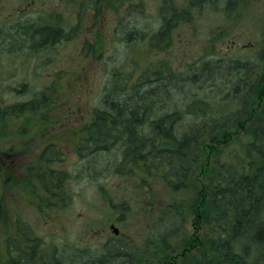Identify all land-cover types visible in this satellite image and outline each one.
<instances>
[{
    "label": "trees",
    "instance_id": "1",
    "mask_svg": "<svg viewBox=\"0 0 264 264\" xmlns=\"http://www.w3.org/2000/svg\"><path fill=\"white\" fill-rule=\"evenodd\" d=\"M78 1V5L72 3L69 8L71 19L81 18L75 29L73 26L67 29L63 15L55 21L56 25L44 18L41 23V19L36 18L30 24L19 25L20 37H16V31L11 33L12 40L25 38L22 29L30 27L31 37H37L38 46L42 43L48 47L83 29L87 14L96 15L93 24L102 22L101 10L107 4L115 10L129 11L125 0ZM255 3L259 0H187V4L180 7L174 0H163L159 8L161 25L155 31H146L142 37L158 47L178 24L198 29L200 25L196 22L203 19L208 22L205 50L210 45L212 53L220 57H191L178 68L167 61L163 65L151 61L153 69L143 66L140 76L135 78L137 57L131 53L124 61V66L131 70L120 75L122 71L117 70L123 66L120 63L113 71L110 85H105L107 89L101 96L102 106L90 118L95 123L86 125L91 129L89 137L94 151L109 148L120 151L124 164L117 167L118 172L131 173L138 167L142 186L151 191L148 195L153 191L152 170L159 182L174 189L193 186L196 192L192 208H200L197 219H201L202 230L199 223L194 222V233L181 240L183 226L179 216H183L182 211L186 209L183 203L175 202L158 216V219L172 221L170 225L166 220L159 223L158 239L142 247L132 239L113 236L112 231L102 246L101 256L91 257L93 263L152 264L156 261L163 264L174 259L173 264H178L177 259L181 258V264H264V11L252 14L250 8ZM196 10L200 11L199 19ZM54 14L51 19H57ZM121 19L116 18V30L121 28ZM106 27V32L113 31L112 25ZM1 32L2 27L0 35ZM129 34L126 43L132 47L136 32ZM234 37L245 38L260 47L256 57H226V52L220 51L215 42L223 43ZM100 39L101 47L106 42L100 36L96 40ZM149 73L155 78H149ZM50 91L54 93L52 87H45L32 99L20 103L17 109L44 112L54 108L57 103L48 101ZM177 96L185 100L183 108L164 109L169 105L168 100L179 105ZM226 103H231L233 108H227ZM2 127L1 124L0 129ZM234 131L245 132L248 140L242 151L223 160L219 144H227L226 141L234 137ZM209 155L214 156L213 163ZM26 166L27 177L18 184H33L36 180L39 183L34 187H37L41 183V163ZM3 173L6 169L0 162V179ZM153 223L154 220L151 229ZM18 230L25 235L19 237L17 233L7 239L8 260L6 257L3 264H71L75 261L66 250L61 256H57V248L47 251L42 247L45 250L42 252L32 243L38 237L30 225L21 223ZM179 243L183 248L179 253L173 252L171 248ZM153 248L158 255L153 254ZM87 250L88 247H76L73 254L87 256L88 253H82ZM90 260L80 261V264H91Z\"/></svg>",
    "mask_w": 264,
    "mask_h": 264
},
{
    "label": "rangeland",
    "instance_id": "2",
    "mask_svg": "<svg viewBox=\"0 0 264 264\" xmlns=\"http://www.w3.org/2000/svg\"><path fill=\"white\" fill-rule=\"evenodd\" d=\"M31 1L0 0V27L3 28L0 35V125H3L0 129V162L6 169L0 179V185H3L0 189V264L7 257V239L18 235V226L21 223L33 227L35 236L41 238V242H38V238L33 241L35 245L42 244L47 251L57 248V256H61L66 250L75 259L71 264H80V261L90 260L92 256H101L102 246L112 232V223L120 228V236L132 239L143 247L159 238L156 235L160 222L166 220V224L172 223L171 219H158V216L175 202L183 203L186 209L182 211L183 216H179L183 226L181 240L186 239L189 234L194 233L195 225L201 220L197 219L200 208H192L196 192L193 186L174 189L159 182L152 170L153 191L148 195L150 190L142 186L139 179L142 173L138 167L131 173L126 170L118 172L117 167L124 164L120 151L109 148L91 152L88 156L75 154L72 135H79L69 131L78 126L80 121L89 120L93 112L102 106L101 96L110 85L113 71L120 63L123 64L121 68H117L122 71L120 75L131 70V67L124 66L126 57H131V53L137 57L135 78L140 76L143 66L153 69L151 61L160 65L167 61L173 68H178L191 57H220L212 53L210 45L205 50V26L208 22L199 19L200 11L196 10L195 15L199 19L196 24L200 25L198 29L180 23L164 37V43L157 47V44H151L142 35L146 31H155L161 25L159 8L163 0H125L124 5L129 7L128 12L123 9L115 10L107 4L101 10L102 22L93 24L96 15L87 14L83 29L77 30L73 37L61 38L55 45L46 47L42 43L38 46L37 37H31L30 27H23L26 36L16 41L12 40L11 33L17 31L16 37H20V26L30 24L36 18H40L41 23L44 18L56 25L55 21L61 15L67 29L70 26L74 28L80 24L81 18L75 15L71 19L69 8L72 3L78 5L79 1ZM174 2L180 7L187 4V0ZM260 11H264V0H259V3L250 8L252 14ZM52 13H55L53 17L57 19H51ZM116 18H122L121 28L118 30L115 29ZM111 25L113 31L106 32V26ZM134 31L136 38L131 41L132 48L127 46L126 40L129 33ZM98 36L106 42L101 47L102 39L96 40ZM247 41L242 38L239 45H232L229 41L215 43L220 51L226 52V57H256L255 53L260 47L242 46ZM149 78H155L154 74L149 73ZM47 86L54 89L53 94L48 92L51 95L48 101L57 103L54 108L44 112L42 109L38 112L17 109L20 103L32 99ZM176 98L179 105L175 106L168 100L169 105L164 106V109L173 111L175 107L183 108L185 100L179 96ZM226 105L229 109L233 108L231 103ZM234 134V137L226 141L227 144H219V147L222 146L220 158L223 160H229L232 154L242 151L248 140L245 132L234 131ZM48 144L51 148H46L47 154L54 149L59 151V157L54 161L42 157L40 159L42 150ZM209 157L213 163L214 156ZM38 163L45 168L41 177L43 185L52 183L55 189L54 185L58 182L56 177L62 178V189L57 187V194L50 197L57 205H45L42 208L39 206L40 188L34 187L38 181L36 183L34 180L33 184H18L27 177L26 165ZM203 171L204 169L201 173ZM27 188H35L36 192H29ZM45 191L49 192L47 186ZM52 216L55 218H51ZM155 224L157 226L153 227ZM199 227L202 230L201 222ZM182 246L179 243L171 250L179 253ZM42 247V252H45ZM76 247H88L89 250L82 253L89 255L77 257L73 254ZM152 252L158 255L156 248ZM177 260L181 264V258ZM93 262L95 261L90 260L91 264H100ZM167 263L173 264L174 259H169ZM152 264L160 263L155 261Z\"/></svg>",
    "mask_w": 264,
    "mask_h": 264
},
{
    "label": "flooded vegetation",
    "instance_id": "3",
    "mask_svg": "<svg viewBox=\"0 0 264 264\" xmlns=\"http://www.w3.org/2000/svg\"><path fill=\"white\" fill-rule=\"evenodd\" d=\"M94 123L95 122L92 121V120L80 121L78 126H74L69 131V133L71 132V134L72 133H76V134L79 135L78 137H75V136L72 135V137H73L72 140H73V143H74L73 148H74V153L75 154L87 155L88 156L89 154H91V152H95L94 151L95 147L93 146V142L91 141V138L89 137L90 136L89 134L91 133V129H88V126H86V125H91V124H94ZM53 147L54 146H52V148ZM46 148H47V150H49L51 148L50 144L46 145L45 149L42 150L43 151V153L41 154L42 158H45L46 160L52 161L54 159L56 160L59 157L58 156L59 155V153H58L59 151L58 150L54 149V150L51 151V153L47 154L45 152ZM46 160H44V161H46ZM41 168H42L41 169V177H43V175L45 173V171H43V170H45V168L44 167H41ZM56 178L58 179V182H57V184L54 185L55 189L58 187L61 190L62 187H63L62 184H60L62 178L60 176H57ZM51 184L52 183L46 184L47 189H48L49 192L45 191V187L46 186L43 185L42 183H40L37 186V188H40V196H39L40 202L38 201V203H39V206L41 208L44 207L45 205H48L49 207H51V205H53V204L57 205L54 200L50 199V197H54L55 194H57L56 190L52 187ZM26 190L29 191V192L30 191H36L35 188L34 189L27 188ZM56 217H58V216H56ZM51 218H55V216H52ZM116 218H118V216H116ZM112 225H116V224L112 223ZM112 225H111V228H112ZM18 234L20 235V237L25 235L22 232H18ZM120 234H121V230L119 228V233H116L114 231L113 236L114 235L115 236H117V235L120 236ZM38 240H39L38 242H41V238L40 237L38 238ZM32 243H35V242H32ZM38 247L41 248L42 244L38 245ZM5 260H8V257Z\"/></svg>",
    "mask_w": 264,
    "mask_h": 264
},
{
    "label": "bare ground",
    "instance_id": "4",
    "mask_svg": "<svg viewBox=\"0 0 264 264\" xmlns=\"http://www.w3.org/2000/svg\"><path fill=\"white\" fill-rule=\"evenodd\" d=\"M170 154V153H169ZM228 168V167H227Z\"/></svg>",
    "mask_w": 264,
    "mask_h": 264
}]
</instances>
